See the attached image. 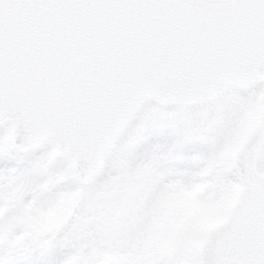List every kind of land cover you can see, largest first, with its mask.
Here are the masks:
<instances>
[{
  "label": "water",
  "instance_id": "1",
  "mask_svg": "<svg viewBox=\"0 0 264 264\" xmlns=\"http://www.w3.org/2000/svg\"><path fill=\"white\" fill-rule=\"evenodd\" d=\"M242 24V12L209 21L163 0H52L13 13L0 59V121L12 119L10 140L20 151L57 137L63 143L53 145V155L61 158L71 146L86 184L131 116L114 124L118 97L137 86L174 90L190 82L235 44ZM241 195L239 186L199 256L216 234L234 228L233 242L240 243L254 227L241 212Z\"/></svg>",
  "mask_w": 264,
  "mask_h": 264
},
{
  "label": "snow or ice",
  "instance_id": "2",
  "mask_svg": "<svg viewBox=\"0 0 264 264\" xmlns=\"http://www.w3.org/2000/svg\"><path fill=\"white\" fill-rule=\"evenodd\" d=\"M52 0H0V59L9 40L12 14ZM173 7L204 14L219 21L224 14L243 13L233 46L222 49L217 63L204 68L190 82L166 86H137L122 93L112 112L115 125L136 114L148 126L137 146V159L160 157L176 175L190 178L207 173L225 186L242 188L241 212L254 222L240 243L234 228L216 234L204 252L192 259L158 252L105 262L79 245L44 246L31 240L0 242V264H264V0H163ZM197 98V103H192ZM6 113L0 101V118ZM255 125L248 128L250 120ZM59 138H51L31 153L25 163H35ZM239 151L228 156L234 144ZM74 154L69 146L57 162ZM12 155L0 156V172L17 166ZM175 178V177H170Z\"/></svg>",
  "mask_w": 264,
  "mask_h": 264
},
{
  "label": "rangeland",
  "instance_id": "3",
  "mask_svg": "<svg viewBox=\"0 0 264 264\" xmlns=\"http://www.w3.org/2000/svg\"><path fill=\"white\" fill-rule=\"evenodd\" d=\"M255 122L250 120L248 128ZM11 126L10 117L0 121V156L18 157L16 167L0 172V242L79 245L105 262L158 252L192 259L239 188L208 179L207 173L178 176L158 156L137 159V146L152 132L136 122L135 113L86 184L71 156L57 168L62 157H54L53 145L26 164L49 142L20 151L11 143Z\"/></svg>",
  "mask_w": 264,
  "mask_h": 264
}]
</instances>
